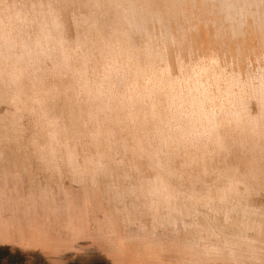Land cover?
Listing matches in <instances>:
<instances>
[{"label":"rangeland","instance_id":"obj_1","mask_svg":"<svg viewBox=\"0 0 264 264\" xmlns=\"http://www.w3.org/2000/svg\"><path fill=\"white\" fill-rule=\"evenodd\" d=\"M0 264H264V0H0Z\"/></svg>","mask_w":264,"mask_h":264}]
</instances>
